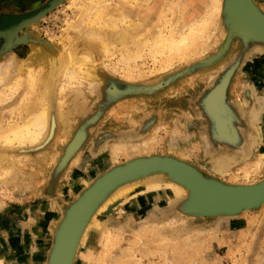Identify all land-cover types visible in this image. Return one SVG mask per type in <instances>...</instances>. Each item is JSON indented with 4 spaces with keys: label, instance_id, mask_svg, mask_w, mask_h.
I'll return each mask as SVG.
<instances>
[{
    "label": "rangeland",
    "instance_id": "1",
    "mask_svg": "<svg viewBox=\"0 0 264 264\" xmlns=\"http://www.w3.org/2000/svg\"><path fill=\"white\" fill-rule=\"evenodd\" d=\"M50 1L0 0V68L12 53L15 58L13 75L1 87L2 125L22 122L25 109L46 98L38 86L51 68L45 57L17 73L32 48L53 51L58 59L42 140L27 148L0 146V264H52L72 210L103 178L128 164L176 161L208 187L264 181V40L234 28L228 0H92L99 6L87 21L79 6L90 0H64L38 22L7 29L8 20ZM252 2L264 14V0ZM77 27L89 37L79 42ZM159 30L164 37L155 46ZM147 38L150 45L144 47ZM64 43H72L70 51ZM135 46L142 58L128 63ZM85 50L94 62L92 75L82 85H66L65 67ZM32 78L38 84L33 91ZM227 78L221 117L231 131L223 136L207 104ZM80 132L85 140L65 162ZM6 169L11 173L2 179ZM149 183L162 189L146 191ZM168 184L181 193L175 196ZM128 187L133 190L96 223L102 205ZM186 187L182 173L152 171L109 190L85 219L73 264H264V203L207 214L193 209L196 197ZM257 188L218 192L210 202ZM100 192L85 203L88 215Z\"/></svg>",
    "mask_w": 264,
    "mask_h": 264
},
{
    "label": "bare ground",
    "instance_id": "2",
    "mask_svg": "<svg viewBox=\"0 0 264 264\" xmlns=\"http://www.w3.org/2000/svg\"><path fill=\"white\" fill-rule=\"evenodd\" d=\"M102 1H104V0H102ZM246 1L247 0H234V11H235L237 20L246 21V22H248V25L255 26L256 30L264 32V21L261 20L256 15V13L253 10H251L250 6H248ZM93 3H95V2L90 0V3H86V4H84V6L83 5L79 6V10L82 13L80 15H82L83 17L88 16L87 18H85L86 21H87V19L91 18L90 14L94 10L96 11L97 7L99 6V4H97V3L93 4ZM168 3H169V1H168ZM76 7H77V5H76ZM80 15H79V17H80ZM83 22H85V21H83ZM74 26H75V24H74ZM80 26H82L81 23H80ZM80 28L79 27L76 28L77 29V33L79 34V35L77 34L79 42H80V40H83L85 37H87V36L89 37V35H87L86 31H85V33L81 32L83 27H82L81 30H80ZM65 36H67V34ZM92 37H91V41H92ZM163 37H164L163 33L159 30V32L155 35V39H154L153 45L156 46L158 44L157 42ZM31 40L33 41V39H31ZM17 42H19V41H17ZM143 43L144 44H142V46H144V47L148 46V45H150L149 44L150 40L147 38ZM71 44L72 43H64L63 44L64 51H68V50L70 51V47H72ZM139 44L141 45V43H139ZM49 50H51V49H49ZM51 53L45 51L44 49L41 50L39 47L34 46L32 48V51L29 53V55L24 60V63L20 65V68H19V70L17 72L18 74L21 73L26 66L30 65V63L35 62V59L38 60L39 57L40 58L41 57H45L44 58V59H46L45 63H47V65L50 66L51 68L50 69L48 68L49 71L47 70L48 71L47 74L44 75L42 79L40 78L41 80L39 81L40 82L39 85L36 83L35 78L30 79V81L28 83H29V87L32 89V91L36 88L37 85L40 86L41 90L43 91L42 96H45L46 98H44V99L42 97L38 98L36 105L34 104L35 106L28 107L27 109H25L24 113H25V115H27V117L26 118L23 117V121L22 122H18L16 124L6 125V126L2 125V123H0L1 124L0 125V146L6 147V148H13V147L14 148L15 147L22 148V147H26V146L35 145V144L37 145V143L42 140V138L44 137L45 133L47 132L48 123H49V111H48L49 100H48V96L50 95V91L52 89L51 87H52V84H53V79H54V74H55V67H56V65L58 63V59H57L56 54L53 55V53L52 54ZM12 54H11L10 57L8 56V58L6 59L7 61L0 68V93H1L2 85L3 86L5 85V79L4 78L8 77L9 74H11L10 70H12L15 67V58H14V56H12ZM82 54L83 55H80V57H76V58L74 57L69 62V64L65 67V69L63 71L62 79L66 83V85L67 84H72V83H75V82H78L79 84L82 85L84 83V81L88 78V76L92 75V74H89V70L93 68V63H94L93 60H92V57H91V55L86 54V50H85V53L83 52ZM127 54H128V57H129V59H127V61H128V63H131V61L138 60V59L142 58V49H140V47H138V48L136 47V49L133 50V51L129 50ZM17 56H18V54H17ZM76 56H78V55H76ZM32 64H34V63H32ZM58 66H60V65H58ZM12 75L13 74H11V77H12ZM65 91H66V87L63 86L62 89H61V94L65 95ZM220 95H221V93H219L217 95V97H215V100L212 102L214 105L217 104V100L219 99ZM62 102L63 101L60 100L61 104H62ZM62 107H63V105H62ZM79 141H80V139L77 138V143ZM77 143H76L75 147L78 146L79 143L78 144ZM10 170L6 169L5 170L6 172H4V174L1 176V178L3 179L4 176H7V174H10L11 173ZM147 188L148 189L146 191H158V190L162 189V187L160 186V183H149ZM131 190H133V187L132 188L131 187L125 188V189L119 191L115 196H113L111 199H109L106 203H104L102 205V207L99 209V212H97V214H96V216L94 218V221L96 223H99L100 222L99 221L100 215L103 214V212H105L106 208L108 206L114 204L117 199L121 198L124 194H126L127 192H130ZM168 191L172 192L175 196H178L177 194L181 193L179 188H177L176 186H174L172 184H168ZM259 195H264V186L263 187H259V188L255 189V190H252V191H245V192H242L240 194L232 195L229 199H227L225 201H224V199H223V201L222 200H216V201L212 200L211 202L208 203V205L210 204V205H213L215 207H223V208H235V207H240L242 204L248 203V202L256 199V197H258ZM220 202H222V203H220ZM87 216H88V205H86V204L73 214V217L69 221V223H68V225L66 227V230L64 232L65 234L63 235V238H62L61 243L59 245V249H58V253H57V256H56L55 264H72L73 254L75 253V250L77 248V243L79 241V237L82 236L81 235L82 233L81 234H79V233H80V231H81V229H82V227L84 225V222H85V219H86ZM84 228H85V225H84Z\"/></svg>",
    "mask_w": 264,
    "mask_h": 264
},
{
    "label": "water",
    "instance_id": "3",
    "mask_svg": "<svg viewBox=\"0 0 264 264\" xmlns=\"http://www.w3.org/2000/svg\"><path fill=\"white\" fill-rule=\"evenodd\" d=\"M63 1L64 0H51L45 6H43L39 10H37V11L27 15V16H24V17H21L19 19H15V20L10 19V20H8L9 26L7 27V29L13 28L14 30L15 29L18 30L23 25H28L32 22H36V21L40 20L41 18H43L44 16H46L49 12L53 11ZM247 2L250 5V7L255 11V13L258 14V16H260L262 20H264V14L260 12V10L254 5L252 0H247ZM227 13H228V18H229L231 24L234 26V28L245 33L246 35L253 36V37L254 36L259 37V38L264 40V32L253 29L251 26L248 25V22H246V21L237 20L236 14L234 11V0H228ZM228 85H229V79L227 78L212 92V94L208 98V104H207L208 110L212 114V116L215 118L218 129L223 136H227L229 134V132L231 131L228 124L221 117V111H222L221 107H222V103H223L225 95H226ZM219 93H221V95H220L219 99L217 100V104L214 105L212 102L215 100V97H217V95ZM80 136H82V139H81V141L78 142L79 143L78 144L77 138ZM84 140H85V133L80 132L75 137L73 142L70 144L69 148L67 149L65 159H64L65 162H67L71 158V156H73V154L81 147ZM76 143L78 144L77 147H75ZM152 171L153 172L154 171L155 172L174 171L176 174L182 173V175L185 176L186 181H187V187L186 188L191 190L193 195H195V197H196L195 201L193 200V202H192L193 209L195 206L197 211H199V212H203V213H207V214L208 213H214V214L227 213V214H230V213L240 212L243 210H248L251 208H256V207H258L264 203V195H259L258 197H256V199H254L248 203L242 204L240 207H235V208H231V209L206 206L210 202V198H211L210 196H214L218 192L220 194V193L225 192V191L226 192H232V191H238V190H242V189H251V188H256V187H262V186H264V181L261 182L260 184L254 185V186H244V187L212 186V187H208V186H205L203 184V182H201L199 180V178L195 174V171H193L188 166H186L182 163L176 162V161H169V160H165V159L156 158V159H149V160H145L142 162H135L132 164H128L125 167L117 168L111 174H109L108 176L103 178L99 182V184L95 188V190H93L91 192V194H89V196H87V198L85 200H83L76 208H74L72 210V212L69 214V217L67 218L66 222L64 223V226H63V228L59 234V237L57 239V244L55 246V250H54V254H53V258H52V264H55L59 245L61 243V240H62V237H63L64 232L66 230V227H67L71 217L73 216V214L77 210L82 208L85 203H87L91 198L94 197V195L99 190H101L98 198L96 199V201L91 206L90 213L86 219L88 221V219L91 215V212H92L93 208L95 207V205L98 204V202L101 199L103 200L105 198V195L107 194V192L109 190H113L114 188L119 186L122 182L134 178L135 174L138 172L139 173L140 172L146 173V172H152ZM107 181H110L109 185L106 184ZM87 221H86V224H87ZM86 224H85V226H86ZM82 233H83V231H82ZM80 237H79V240H80ZM78 243H79V241H78ZM78 243H77V246H78ZM76 250H77V248H76ZM76 250H75V252H76ZM74 255H75V253L73 254V259H74ZM72 264H73V261H72Z\"/></svg>",
    "mask_w": 264,
    "mask_h": 264
}]
</instances>
